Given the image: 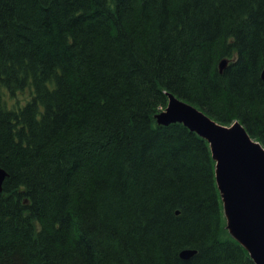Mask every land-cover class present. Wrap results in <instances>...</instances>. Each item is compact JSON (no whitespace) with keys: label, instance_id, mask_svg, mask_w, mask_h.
<instances>
[{"label":"trees","instance_id":"obj_1","mask_svg":"<svg viewBox=\"0 0 264 264\" xmlns=\"http://www.w3.org/2000/svg\"><path fill=\"white\" fill-rule=\"evenodd\" d=\"M263 71L264 0H0V264H254L209 143L156 116L264 146Z\"/></svg>","mask_w":264,"mask_h":264},{"label":"water","instance_id":"obj_2","mask_svg":"<svg viewBox=\"0 0 264 264\" xmlns=\"http://www.w3.org/2000/svg\"><path fill=\"white\" fill-rule=\"evenodd\" d=\"M226 64L223 60L220 69ZM168 97L166 109L156 116L158 124L181 123L209 143L227 229L254 264H264V146L253 140L239 121L222 125L173 94ZM6 177L0 166V191ZM195 254L189 249L180 256L188 260Z\"/></svg>","mask_w":264,"mask_h":264},{"label":"rangeland","instance_id":"obj_3","mask_svg":"<svg viewBox=\"0 0 264 264\" xmlns=\"http://www.w3.org/2000/svg\"><path fill=\"white\" fill-rule=\"evenodd\" d=\"M27 93H28V92L20 93L19 98H20L21 100H23V99L28 95ZM9 102H13V99H10V98H9Z\"/></svg>","mask_w":264,"mask_h":264},{"label":"bare ground","instance_id":"obj_4","mask_svg":"<svg viewBox=\"0 0 264 264\" xmlns=\"http://www.w3.org/2000/svg\"><path fill=\"white\" fill-rule=\"evenodd\" d=\"M181 100V99H180ZM156 121H157V119H156ZM158 123V122H157ZM160 125V124H159ZM161 126H163V125H161ZM164 127H166V126H164ZM169 127V126H168ZM248 133V132H247ZM251 137V136H250ZM252 138V137H251ZM253 139V138H252ZM254 140V139H253ZM2 168V167H1ZM5 173L7 174V172L5 171ZM7 176H8V174H7ZM7 178V177H6ZM3 189V188H2ZM2 191V190H1ZM186 250H189V249H186ZM184 251V250H183Z\"/></svg>","mask_w":264,"mask_h":264}]
</instances>
